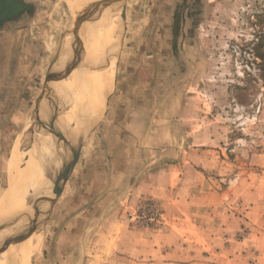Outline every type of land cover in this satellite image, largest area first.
Returning a JSON list of instances; mask_svg holds the SVG:
<instances>
[{
	"label": "rangeland",
	"instance_id": "1",
	"mask_svg": "<svg viewBox=\"0 0 264 264\" xmlns=\"http://www.w3.org/2000/svg\"><path fill=\"white\" fill-rule=\"evenodd\" d=\"M44 1V10L52 15L50 35L55 43L65 40L75 28L68 6L64 0ZM118 1L116 22L123 21L124 27L116 34L113 74L103 85L108 87L105 105L89 129L81 105L72 97L82 87L77 85L73 91L64 83L61 87L69 110L71 102L76 115L84 119L79 126L74 119L71 128L76 127V134L82 130L78 140L82 138L59 198L53 193V183L73 155L64 162L56 157L53 202L28 223L38 219L42 236L27 264H210L209 238L200 232L201 226L210 223L202 222L203 214L191 212L196 216L187 218L184 226L179 218L185 217L176 208L168 211L152 197L134 195L141 180H152L164 168L178 165L200 172L205 185L210 183L227 201L229 214L232 211L245 220L234 237L248 244L243 264H264V61L260 59L264 55V0ZM93 2L97 1L87 0L83 19L91 12L90 20L98 9V2ZM2 31L0 215L3 205L5 210L13 155L22 156L19 172L23 174L35 137L42 143L43 134L52 135L53 118L57 117L56 125H63L68 108L57 102L50 106L52 93L44 90L46 85L33 101L28 92L22 93V84L17 82L24 77L13 75L22 71L18 46L8 44L10 33ZM12 35L18 36V30ZM83 36L89 35L79 37ZM91 52L86 54L88 60ZM74 57L70 53L65 64ZM62 59L60 49L58 63ZM85 64L79 67L86 75L90 71ZM240 174L247 180L246 192L254 184L259 194H249L242 201L238 194L239 199L231 203L229 197ZM20 205L13 208L18 211ZM10 214L14 222L21 212ZM4 234L0 230V240ZM217 245L225 247L224 237Z\"/></svg>",
	"mask_w": 264,
	"mask_h": 264
},
{
	"label": "bare ground",
	"instance_id": "2",
	"mask_svg": "<svg viewBox=\"0 0 264 264\" xmlns=\"http://www.w3.org/2000/svg\"><path fill=\"white\" fill-rule=\"evenodd\" d=\"M96 1L98 2V9L95 7L96 11L94 12L96 14L94 13L89 20L91 12L87 15L88 18L86 16V18L83 19L89 4H87V0H64L68 6L72 20L75 21V28L72 30L67 46L61 54L63 59L59 62V65L63 63V66L65 64V58H67L70 53H83L84 59L82 62L86 63L85 65L88 66L89 73L92 75L90 74V77L88 75L89 73L87 74V69L85 70L86 75L83 73V69L80 71L82 68L79 67L81 63L79 66L67 67L65 70L67 73L64 72V76L61 75V82H55L52 87V95L50 98L51 107L53 106V102H57L56 105H59V107L60 105H63V107L65 106L66 108L68 107L66 112L64 110L66 122L63 125L55 124L53 135L43 134L40 137V142L42 141V143H38V136L35 137L33 150L30 152V160L27 168H25L26 171L23 172V174L19 172L20 164L22 163V156L15 153L12 157L13 160L11 161L9 187L3 202L8 215L12 217L10 212L14 214L21 212V214L17 216L18 218L16 221L13 220L14 222H12L11 217L5 214L4 205L1 208L0 223L2 222V219L3 222L0 225V230L6 231V234H4L0 240L3 243L0 247V264H27L31 261V256L36 252L41 242V226L38 224V230L36 228L37 232H34V234L36 233L34 236L32 235L30 238L17 244L22 238L21 231L26 225L30 226L29 222L35 217L34 215L37 212L41 215L39 210L48 205L52 199L51 181L54 176V171L52 169L56 162V157L59 156L58 160L64 162V160L71 158V155L78 145V139L82 130L80 129V133L76 134V127L73 130L71 128L74 121L78 126L83 125L84 119H81L76 115L75 105L71 102V110H69V101L66 100L65 94H63L61 89L63 83L71 89V91H73V87H76L77 85L82 87L77 95H75V91V94L72 97H74L81 105L83 116L86 121L85 123H90L87 125L86 129H89L95 120L99 119L96 117H98L105 105V96L107 95L106 89H108V87L103 85L108 84L107 78L108 76H111L110 74H113L111 72L114 68L113 66L116 57L115 39L119 40V38H117L118 35L116 36V34L120 33V31L122 32L124 26L121 25L123 21L120 20L121 22H116V17L119 15L118 12L116 13L119 5L118 0H113L114 3H112V0ZM97 2H93V4ZM113 13H115L114 16ZM83 34H88L89 36L84 37V35L83 37H79ZM120 36L121 34H119V37ZM91 49L94 50L91 52ZM89 50L92 55L88 60L86 54ZM62 77L64 78L63 81ZM77 88L75 89L77 90ZM97 98H99L98 101ZM44 109L45 108L42 106L43 111ZM60 109L63 110V108ZM70 130L72 131L69 135L65 136ZM75 135H77V139H75ZM44 149L50 156L44 153ZM62 157L63 159L61 160ZM57 163L55 167H57ZM42 174L46 176L44 180H41L43 179L41 178ZM19 203L21 205L18 208V211H16V208L13 207ZM33 222L31 224H33Z\"/></svg>",
	"mask_w": 264,
	"mask_h": 264
},
{
	"label": "crops",
	"instance_id": "3",
	"mask_svg": "<svg viewBox=\"0 0 264 264\" xmlns=\"http://www.w3.org/2000/svg\"><path fill=\"white\" fill-rule=\"evenodd\" d=\"M44 5V0H0V31L3 29V33H10L8 44L11 46L16 44L19 51L17 60L22 71L13 75L24 77L17 83L22 84V93L28 92L32 101L35 94L38 98L42 93L51 75L57 74L60 78V80L49 83L48 88L52 90L55 82H61V75L64 76L65 70L70 66L65 64V67L59 70V66L63 63L59 65L58 56L60 49L62 54L66 48L72 31L65 40L60 39L58 43H55L54 36L50 35L52 15L47 14ZM128 6L126 4L123 8L124 21L128 18ZM15 29L18 30V36L12 35V31ZM63 79L62 77V81ZM23 98L25 99V96ZM25 100L29 102V98ZM36 101L37 99H35ZM188 168L183 165L162 168L163 170L158 175L150 177L152 180H141V183L135 186V197H152L160 201L168 211H173L176 208L185 217L184 219L179 218L181 222H184V226L188 225L187 218L193 220L196 216L191 212L203 214L204 221L202 222L210 223V226L206 228L201 226L200 229L201 236L209 238L210 256L207 259L208 262L210 264H214L213 262L215 264H238V260H240V264H243V256L248 252V244L243 240H235L234 237L242 229L245 220L232 211L229 214V210L226 208L228 203L223 196L218 195L210 183L205 185L207 180L202 177L200 172L186 171ZM246 181L244 175L240 174L235 184V190L229 197L231 203L239 198L241 201L246 200L245 196L249 194L252 197L258 196L259 192L254 184H249L248 191L250 193L246 192ZM174 188H176V192H173ZM184 192L188 194L185 195ZM238 194H240L239 198ZM221 237H224L226 241L225 247L217 245ZM213 244L214 247H212ZM161 255L163 258V253Z\"/></svg>",
	"mask_w": 264,
	"mask_h": 264
},
{
	"label": "water",
	"instance_id": "4",
	"mask_svg": "<svg viewBox=\"0 0 264 264\" xmlns=\"http://www.w3.org/2000/svg\"><path fill=\"white\" fill-rule=\"evenodd\" d=\"M112 3H114V1L112 0ZM122 18H124V10H123V13H122ZM75 54V57H74V60L71 61L69 63L70 66H79L80 63L82 62V59H83V54L82 53H74ZM67 73V72H66ZM59 79V77L57 76V74H54V75H51L46 83V89L45 90H49V91H52L50 88H48L49 86V83H52L54 81H57ZM56 118L57 117H54L53 120H52V123L50 125V133L53 135V128L55 127V121H56ZM79 145L78 147H76L75 151L73 152V158L71 161H69L68 163H65L63 166V170L60 174V176L57 178V180L53 183V193L55 194L56 198H59L60 195H61V187L63 183V181H65V179L68 177L69 173L71 172L74 164H75V161L77 159V156H78V151H79ZM53 202V199H51V201L49 203H52ZM38 219H36V221L33 222L32 225H30L29 227H25L23 230H22V233H23V236L21 238V240L17 243H21L23 242L25 239H28L30 238L34 232L36 231V228L38 227V224H39V221H37ZM38 222V223H37Z\"/></svg>",
	"mask_w": 264,
	"mask_h": 264
},
{
	"label": "trees",
	"instance_id": "5",
	"mask_svg": "<svg viewBox=\"0 0 264 264\" xmlns=\"http://www.w3.org/2000/svg\"><path fill=\"white\" fill-rule=\"evenodd\" d=\"M264 39V38H263ZM262 61H264V55L260 58Z\"/></svg>",
	"mask_w": 264,
	"mask_h": 264
}]
</instances>
